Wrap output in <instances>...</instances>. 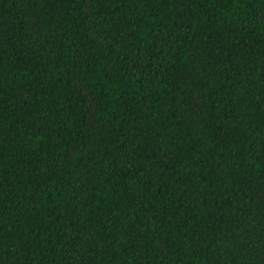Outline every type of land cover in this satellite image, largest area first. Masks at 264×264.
<instances>
[{
  "label": "trees",
  "instance_id": "trees-1",
  "mask_svg": "<svg viewBox=\"0 0 264 264\" xmlns=\"http://www.w3.org/2000/svg\"><path fill=\"white\" fill-rule=\"evenodd\" d=\"M0 264H264V0H0Z\"/></svg>",
  "mask_w": 264,
  "mask_h": 264
}]
</instances>
